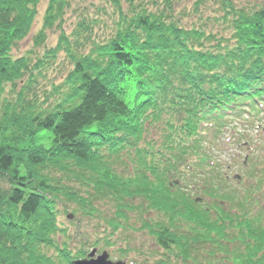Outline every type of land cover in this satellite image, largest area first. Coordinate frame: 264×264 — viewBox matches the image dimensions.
Segmentation results:
<instances>
[{"label": "trees", "instance_id": "trees-1", "mask_svg": "<svg viewBox=\"0 0 264 264\" xmlns=\"http://www.w3.org/2000/svg\"><path fill=\"white\" fill-rule=\"evenodd\" d=\"M225 1L228 37L186 29L146 9L120 13L114 33L86 55L76 50L78 37L73 48L61 37L45 58L64 50L73 69L60 101L41 108L29 96L33 71L47 61L32 65L11 55L31 30L38 0H0V96L7 86L15 93L13 102L0 100V264L85 258L57 240L60 208L69 205L113 232L128 227L127 213L148 212L138 231L164 252L158 264H264L258 187L227 188L221 166L204 150L207 134L217 140L232 122L264 109V9L235 11ZM62 9L60 0L48 2L36 47ZM79 28L87 31L83 23ZM196 176L212 204L184 192ZM105 205L113 216H102ZM153 212L164 220L149 221ZM180 219L185 228L173 225ZM74 237L90 243L85 234Z\"/></svg>", "mask_w": 264, "mask_h": 264}, {"label": "rangeland", "instance_id": "rangeland-1", "mask_svg": "<svg viewBox=\"0 0 264 264\" xmlns=\"http://www.w3.org/2000/svg\"><path fill=\"white\" fill-rule=\"evenodd\" d=\"M49 1L38 0L36 15L28 36L11 52L14 58H30L32 65L41 60L47 61L43 62L40 72L33 71L35 83L32 85L29 96V98H35L32 102L35 101L41 108L53 107L60 101L66 89L64 85L66 78L73 69L64 50L57 52L55 59L45 58L49 55V51L57 49L61 37L71 44V48L75 47L74 40L78 37L80 44L76 50L86 55L91 52L93 44H100L114 33L119 23L120 13L130 15L133 9L136 11L146 9L153 13L163 11L179 26L203 30L217 37H228L231 28V16L226 14L228 3L225 0L223 4L221 0H60L63 5L61 16L53 22L50 29L45 30L44 44L36 47L34 38L42 30ZM230 2L235 11L252 12L264 9V0H229ZM79 23L87 26L86 32L81 34ZM17 88L19 89V84ZM14 99L15 93L11 94L7 86L6 93L1 94L0 100L13 102ZM258 117L245 114L242 120L232 122V125L222 131L217 140L211 133L207 134V143L204 144L206 156L216 165L221 166L220 174L227 181V188L243 191L246 186L253 183L250 179L259 174L256 180H260L264 175L260 173L264 170V111ZM48 142L46 141V146ZM188 168V173L191 174L192 169ZM196 171L197 175L202 177V170L196 169ZM198 176H196L197 182L183 185L184 192L190 198L200 200L201 204H212V199L205 193V181L202 182ZM235 176L240 177L239 181ZM64 183L69 184L70 187H77V184L73 182L64 181ZM255 199L257 200L258 196H255ZM142 207L144 206L142 205L141 209ZM73 209V205L67 206L66 209L60 208L57 220L59 229L57 240L59 243L62 240L66 241L67 248L72 253L82 251L88 254L96 250V255H100L106 252L111 262L121 261L126 264H158L165 259L164 252L156 246L152 235L146 231H138L142 221L148 222V212L137 210L134 213H127L128 227L119 228L113 232L104 221L74 214ZM99 211L105 217H111L114 213V209L108 205L104 208L99 207ZM68 214L73 215L72 220L67 219ZM162 219L164 220V215L155 212L149 217V221L152 222L162 221ZM185 224L187 223L183 220L173 222V225L180 229L185 228ZM65 231L66 238L62 235ZM75 234L81 237L85 234L90 243L80 245L79 241L73 240L76 239ZM68 237H71L73 241L68 242ZM97 239L98 246L92 248L91 242ZM105 240H108L112 246L105 244ZM170 264L183 263L173 260Z\"/></svg>", "mask_w": 264, "mask_h": 264}, {"label": "water", "instance_id": "water-1", "mask_svg": "<svg viewBox=\"0 0 264 264\" xmlns=\"http://www.w3.org/2000/svg\"><path fill=\"white\" fill-rule=\"evenodd\" d=\"M67 218L69 220H72L73 216L68 215ZM73 264H126V263L121 261L111 262L108 259V254L106 252H103L101 255L96 256V250H93L88 254L86 259L75 261Z\"/></svg>", "mask_w": 264, "mask_h": 264}]
</instances>
